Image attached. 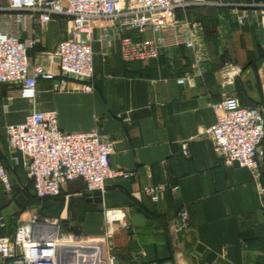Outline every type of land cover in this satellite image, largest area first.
Segmentation results:
<instances>
[{"label":"crops","instance_id":"obj_1","mask_svg":"<svg viewBox=\"0 0 264 264\" xmlns=\"http://www.w3.org/2000/svg\"><path fill=\"white\" fill-rule=\"evenodd\" d=\"M224 2L175 13L177 23L187 20L197 28L201 60L178 46L160 49L156 59L125 64L122 36L149 38L151 32L121 33L98 22L92 31L91 91L71 90L69 85L58 90L57 78L39 79L34 102L19 97L8 102L9 87L1 86L0 158L11 189L0 186V236L12 238L19 222L32 216L58 218L82 235H102L110 215L121 211L128 228L111 238L115 264H264V139L254 173L224 166L204 133L215 123L212 105L225 97L260 107L264 115V0ZM69 29L70 20L61 16L45 27L35 23L32 61L58 75L53 52ZM103 33L105 48L100 43ZM189 72L194 78L178 85L176 79ZM32 109L55 111L63 132L100 126L102 139L114 145L110 167L133 177L106 180L100 202L87 198L84 183L76 180L62 187L58 199L46 201L44 209L38 205L31 213L23 208L28 179L22 156L7 149L4 127L22 123ZM149 185L167 187L158 203L142 192ZM182 210L186 223L179 218ZM135 214L145 217L143 226L130 223Z\"/></svg>","mask_w":264,"mask_h":264},{"label":"built area","instance_id":"obj_2","mask_svg":"<svg viewBox=\"0 0 264 264\" xmlns=\"http://www.w3.org/2000/svg\"><path fill=\"white\" fill-rule=\"evenodd\" d=\"M225 4L224 0H0V84L9 87L6 100L19 97L34 102L39 79L57 78L58 90L69 85L71 90L91 91L92 31L98 22H106L121 33L151 32L149 38L122 36L120 57L125 64L156 59L160 49L178 46L194 51L196 60H201L203 55L196 51L197 28L187 20L177 23L175 13L193 5ZM260 15L264 29V8ZM57 16L68 18L70 29L53 52L59 68V74L54 75L35 64L29 51L36 44L34 24L45 27ZM100 43L102 48L107 46L105 33ZM260 74L264 77V65ZM193 78L189 72L176 83L185 85ZM212 109L215 123L204 133L212 140L222 164L256 173L257 149L264 139L261 108L242 106L229 96ZM4 136L8 151L22 156L27 179L39 199L59 196L64 185L76 180L84 183L87 193L101 194L106 180L133 177V173L110 167L114 145L102 139L100 126L88 132H63L55 111L32 109L22 123L6 125ZM0 186L6 192L11 189L1 160ZM166 189L164 185H149L142 192L158 203ZM179 218L186 223L183 210ZM127 228L121 211L110 215L102 235L93 236L65 231L58 218L32 216L19 222L12 238L0 236V264H115L110 241L119 229Z\"/></svg>","mask_w":264,"mask_h":264},{"label":"trees","instance_id":"obj_3","mask_svg":"<svg viewBox=\"0 0 264 264\" xmlns=\"http://www.w3.org/2000/svg\"><path fill=\"white\" fill-rule=\"evenodd\" d=\"M2 87H5L6 85H3V84H0ZM1 160V158H0ZM2 161V160H1ZM4 164V163H3ZM5 166V165H4ZM6 168V167H5ZM29 186H31V189L33 190V185H32V182L28 180V183H27ZM24 188L22 189V193L24 195V197L29 201V202H32V203H35L37 206L38 205H41L43 206L45 204L46 201L48 200H56L58 199L60 196H61V193L59 196L55 197V198H46V199H39L36 195H35V192L33 190V195H30L28 194L27 192H24ZM61 227L67 231V232H73L75 234H78L79 232L77 230H74L73 228H70L64 221H61Z\"/></svg>","mask_w":264,"mask_h":264},{"label":"water","instance_id":"obj_4","mask_svg":"<svg viewBox=\"0 0 264 264\" xmlns=\"http://www.w3.org/2000/svg\"><path fill=\"white\" fill-rule=\"evenodd\" d=\"M186 1H188V0H186ZM67 77L71 80L74 79L73 75H68ZM100 195L101 194L98 192L87 193L86 197L89 199H92L94 202H100L101 201ZM129 221L133 226H143L146 222V219L141 214H135V215L130 216Z\"/></svg>","mask_w":264,"mask_h":264},{"label":"rangeland","instance_id":"obj_5","mask_svg":"<svg viewBox=\"0 0 264 264\" xmlns=\"http://www.w3.org/2000/svg\"><path fill=\"white\" fill-rule=\"evenodd\" d=\"M0 88H1V85H0ZM0 100H1V95H0ZM4 149V139H3V135L1 133V130H0V151ZM24 192H27L28 194L30 195H33V190L31 189V186H29L28 184L26 186H24ZM22 198L24 200V206L23 208H28L27 210H32L30 211L31 213L33 212V210H35V208H37V205L35 203H32V202H29L23 195L22 193ZM42 208L44 209V206H42ZM41 215H45V212L42 210L40 211Z\"/></svg>","mask_w":264,"mask_h":264}]
</instances>
